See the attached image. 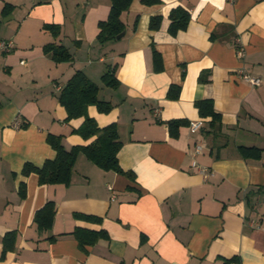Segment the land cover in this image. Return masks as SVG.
<instances>
[{
	"label": "crops",
	"instance_id": "0c3cea01",
	"mask_svg": "<svg viewBox=\"0 0 264 264\" xmlns=\"http://www.w3.org/2000/svg\"><path fill=\"white\" fill-rule=\"evenodd\" d=\"M176 6L189 13L184 28L171 27ZM109 10L110 0H0V38L14 42L0 49V264H264V0H132L124 34L99 42ZM49 43L71 58L53 59ZM77 70L117 79L102 97L111 110L87 112L116 123L124 172L79 152L68 183H40L22 169L56 156L49 134L67 150L89 141L59 100ZM203 99L220 115L213 124ZM47 201L52 226L40 231ZM76 228L98 235L80 246Z\"/></svg>",
	"mask_w": 264,
	"mask_h": 264
},
{
	"label": "trees",
	"instance_id": "16d2710c",
	"mask_svg": "<svg viewBox=\"0 0 264 264\" xmlns=\"http://www.w3.org/2000/svg\"><path fill=\"white\" fill-rule=\"evenodd\" d=\"M159 1L142 0V2L147 4ZM131 2L132 0H110L108 17L98 23L99 32L97 36L99 42L115 39L116 35L125 29L126 26L121 14L128 9ZM169 17L172 28H184L188 23L189 13L182 6H176L171 9ZM159 18V16H152L149 26L151 28L157 27ZM50 27L52 28L54 25H50ZM45 48L46 51L51 52L52 58L55 60L71 58V53L62 45L49 43ZM154 61L160 67L161 60L156 50H154ZM103 78L106 84L111 87L116 86L117 79L113 76L112 71H106L103 74ZM99 88L82 70L75 71L67 80L61 89L59 100L66 109V119L83 117L82 123L73 131L89 141L85 144L73 145L71 149L67 150L62 145L59 135L49 134L47 139L56 150V156L53 159H46L40 167L31 162H26L22 169L24 174L35 172L40 183H68L71 178L72 167L79 152L84 153L89 160L103 169L124 172L119 165L117 157L122 141L116 123L111 122L106 125H99L96 118L90 116L87 112L89 105H95L100 112L107 113L111 110L112 103L100 97ZM198 105L202 115L211 116V124L220 119V115L214 110L213 104L209 99L199 101ZM21 193L22 196L25 194L23 188ZM54 212L55 208L52 201H47L41 209L36 211L34 221L40 231L48 230L52 226ZM74 234L80 246H83L85 243L95 240L98 232L76 228Z\"/></svg>",
	"mask_w": 264,
	"mask_h": 264
},
{
	"label": "built area",
	"instance_id": "2783aa9c",
	"mask_svg": "<svg viewBox=\"0 0 264 264\" xmlns=\"http://www.w3.org/2000/svg\"><path fill=\"white\" fill-rule=\"evenodd\" d=\"M13 45H14V42L12 39L0 38V49L1 50L9 51L13 48ZM236 53L238 56L242 57L244 55V48L242 46H239L237 48ZM236 73L239 78L248 82L251 85H260L262 82V78L260 76L249 74L243 67L238 68ZM200 123H201L200 121L190 122V129L192 131H195ZM201 149H202L201 143L195 144L194 152H199L201 151ZM192 163L197 167L198 171L200 172V174L202 175L204 179H206L210 174H212V171L208 167L198 164L195 159H193ZM174 264H177V263H174Z\"/></svg>",
	"mask_w": 264,
	"mask_h": 264
},
{
	"label": "rangeland",
	"instance_id": "374dc122",
	"mask_svg": "<svg viewBox=\"0 0 264 264\" xmlns=\"http://www.w3.org/2000/svg\"><path fill=\"white\" fill-rule=\"evenodd\" d=\"M105 50L107 52V49H105ZM90 76H91L90 79L100 87L99 88V90H100L99 94L101 97H104L110 93L111 86L106 84L104 78L95 77L94 75H90Z\"/></svg>",
	"mask_w": 264,
	"mask_h": 264
},
{
	"label": "water",
	"instance_id": "95a60500",
	"mask_svg": "<svg viewBox=\"0 0 264 264\" xmlns=\"http://www.w3.org/2000/svg\"><path fill=\"white\" fill-rule=\"evenodd\" d=\"M124 34V30H122L121 32H119L117 35H116V38H119L120 36H122Z\"/></svg>",
	"mask_w": 264,
	"mask_h": 264
}]
</instances>
